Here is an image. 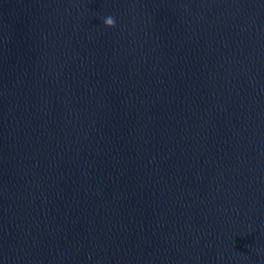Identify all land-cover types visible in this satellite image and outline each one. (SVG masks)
<instances>
[{"label":"water","instance_id":"95a60500","mask_svg":"<svg viewBox=\"0 0 264 264\" xmlns=\"http://www.w3.org/2000/svg\"><path fill=\"white\" fill-rule=\"evenodd\" d=\"M0 264H264V0H0Z\"/></svg>","mask_w":264,"mask_h":264},{"label":"clouds","instance_id":"9594fccd","mask_svg":"<svg viewBox=\"0 0 264 264\" xmlns=\"http://www.w3.org/2000/svg\"><path fill=\"white\" fill-rule=\"evenodd\" d=\"M104 23L106 26L108 27H114L115 26V19L111 16L107 17L105 20H104Z\"/></svg>","mask_w":264,"mask_h":264}]
</instances>
